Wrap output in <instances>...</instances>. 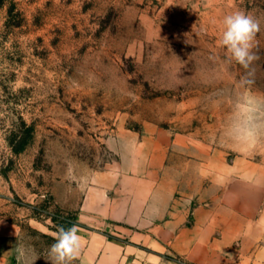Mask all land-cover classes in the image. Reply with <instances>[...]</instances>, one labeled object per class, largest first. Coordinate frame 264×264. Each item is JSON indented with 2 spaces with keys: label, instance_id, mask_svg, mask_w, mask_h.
Instances as JSON below:
<instances>
[{
  "label": "rangeland",
  "instance_id": "1",
  "mask_svg": "<svg viewBox=\"0 0 264 264\" xmlns=\"http://www.w3.org/2000/svg\"><path fill=\"white\" fill-rule=\"evenodd\" d=\"M237 10L261 21L249 69L219 45ZM133 136L161 140L186 186L212 185V201L247 194L264 208V0L0 7V218L24 229L17 264H50L86 180Z\"/></svg>",
  "mask_w": 264,
  "mask_h": 264
},
{
  "label": "crops",
  "instance_id": "2",
  "mask_svg": "<svg viewBox=\"0 0 264 264\" xmlns=\"http://www.w3.org/2000/svg\"><path fill=\"white\" fill-rule=\"evenodd\" d=\"M120 142L119 160L86 180L79 264H264L260 202L212 201L199 178L186 186L159 139ZM23 237L20 223L0 218V264H17Z\"/></svg>",
  "mask_w": 264,
  "mask_h": 264
},
{
  "label": "clouds",
  "instance_id": "3",
  "mask_svg": "<svg viewBox=\"0 0 264 264\" xmlns=\"http://www.w3.org/2000/svg\"><path fill=\"white\" fill-rule=\"evenodd\" d=\"M224 30L219 45L226 49L229 61L249 69L258 58L254 52L261 21L251 14L235 11L223 19ZM250 82V81H246ZM76 224L70 227L58 226L54 233L55 242L48 251L50 264H71L81 253V236Z\"/></svg>",
  "mask_w": 264,
  "mask_h": 264
},
{
  "label": "trees",
  "instance_id": "4",
  "mask_svg": "<svg viewBox=\"0 0 264 264\" xmlns=\"http://www.w3.org/2000/svg\"><path fill=\"white\" fill-rule=\"evenodd\" d=\"M6 1H7V0H0V7L3 6V5L5 4ZM70 226H71V225H70ZM70 226H69V227H70Z\"/></svg>",
  "mask_w": 264,
  "mask_h": 264
}]
</instances>
